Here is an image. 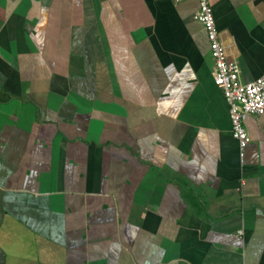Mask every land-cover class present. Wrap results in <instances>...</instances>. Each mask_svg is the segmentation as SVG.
Returning a JSON list of instances; mask_svg holds the SVG:
<instances>
[{
    "label": "crops",
    "instance_id": "0c3cea01",
    "mask_svg": "<svg viewBox=\"0 0 264 264\" xmlns=\"http://www.w3.org/2000/svg\"><path fill=\"white\" fill-rule=\"evenodd\" d=\"M241 81L264 0H209ZM199 0H0V264H264V114L232 136Z\"/></svg>",
    "mask_w": 264,
    "mask_h": 264
},
{
    "label": "built area",
    "instance_id": "2783aa9c",
    "mask_svg": "<svg viewBox=\"0 0 264 264\" xmlns=\"http://www.w3.org/2000/svg\"><path fill=\"white\" fill-rule=\"evenodd\" d=\"M194 18L203 24L207 32L214 60L213 81L223 91L229 105L232 136L238 141L243 156V150L250 141L243 119L246 115L264 114V75L251 82L241 81L239 64L227 59L209 0H199V9Z\"/></svg>",
    "mask_w": 264,
    "mask_h": 264
}]
</instances>
